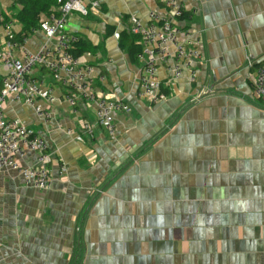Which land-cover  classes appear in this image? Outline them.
<instances>
[{
	"label": "crops",
	"instance_id": "crops-1",
	"mask_svg": "<svg viewBox=\"0 0 264 264\" xmlns=\"http://www.w3.org/2000/svg\"><path fill=\"white\" fill-rule=\"evenodd\" d=\"M98 1L89 16L71 13L67 31L86 43L81 58L103 77L97 89L132 112L116 113L114 138L100 126L86 135L96 106L70 107L64 88L33 71L54 90L53 105L37 101L50 121L23 102L9 101L5 115L44 136L52 183L38 189L0 171V264H264V107L252 87L264 62V0H178L197 11L186 21L153 0ZM21 9L0 0L17 34ZM152 11L189 27L201 52L194 83L186 69L174 76L173 61L159 66L168 97L157 104L139 96L143 62L116 37L132 16L147 25ZM47 42L37 31L26 48ZM36 161L32 152L21 159Z\"/></svg>",
	"mask_w": 264,
	"mask_h": 264
},
{
	"label": "built area",
	"instance_id": "built-area-1",
	"mask_svg": "<svg viewBox=\"0 0 264 264\" xmlns=\"http://www.w3.org/2000/svg\"><path fill=\"white\" fill-rule=\"evenodd\" d=\"M171 11L178 21L191 20L197 13L190 12L178 0H153ZM62 5L59 15H51L41 21L39 28L31 33L41 31L48 42L36 51L26 48L30 36L17 38L11 22L0 23L5 31V42L0 48V75L3 77V88L0 91V171H15L27 185L38 189L51 186L50 165L52 155L43 135L29 128L20 119H8L5 106L9 101L23 102L34 108L36 115L44 122L50 121L49 109L40 106L37 101L45 100L53 105L57 99L54 90L45 79L32 76L36 68L45 70L54 83L65 89L64 100L75 108L78 101L95 105L96 122L84 121L82 128L86 135L93 136L97 126L103 127L111 138L115 137L116 113H131L132 106L125 100L112 95H104L97 89L96 68L80 57L72 54L77 35L67 31L71 13L77 12L89 16L91 10H99L98 0H58ZM88 3V4H87ZM150 22L144 25L135 16L130 17L128 31L140 37L142 46L138 58L143 62L139 80V96L145 97L151 104L167 99L161 91L157 78L160 65L173 61L171 67L174 76L179 78L184 69L189 72L190 81L194 83L197 66L201 60L198 48L200 39L189 27H181L177 22L150 12ZM120 37V34H116ZM252 87L254 96L264 107V62L255 68ZM212 90H205L201 95H209ZM200 95L197 97L199 98ZM81 140V138H78ZM27 152L37 155L36 164L24 166L21 163ZM67 168L63 165L62 172Z\"/></svg>",
	"mask_w": 264,
	"mask_h": 264
},
{
	"label": "trees",
	"instance_id": "trees-1",
	"mask_svg": "<svg viewBox=\"0 0 264 264\" xmlns=\"http://www.w3.org/2000/svg\"><path fill=\"white\" fill-rule=\"evenodd\" d=\"M17 4L22 6V9L17 14V20L22 25V30L17 34V38L21 39L25 36H30L33 29L40 26L43 17L51 15L58 16L61 4L58 0H16ZM1 25V23H0ZM79 38L72 49V54L76 57H82L86 53V43ZM140 37L131 33L128 30L120 34V45L125 48L128 46L134 54H139L142 47L138 44ZM3 88V83L0 80V91Z\"/></svg>",
	"mask_w": 264,
	"mask_h": 264
}]
</instances>
